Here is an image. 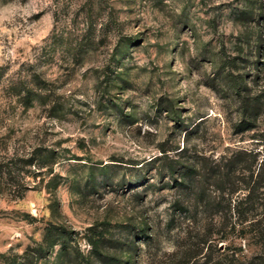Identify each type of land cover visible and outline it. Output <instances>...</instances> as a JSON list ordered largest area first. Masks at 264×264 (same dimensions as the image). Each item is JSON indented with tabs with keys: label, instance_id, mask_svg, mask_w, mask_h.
I'll return each instance as SVG.
<instances>
[{
	"label": "rangeland",
	"instance_id": "obj_1",
	"mask_svg": "<svg viewBox=\"0 0 264 264\" xmlns=\"http://www.w3.org/2000/svg\"><path fill=\"white\" fill-rule=\"evenodd\" d=\"M263 31L264 0H0V264H182L184 165L215 196L218 163L264 153ZM199 208L219 231L192 263L259 250L241 230L257 210ZM50 225L69 255H38Z\"/></svg>",
	"mask_w": 264,
	"mask_h": 264
},
{
	"label": "trees",
	"instance_id": "obj_2",
	"mask_svg": "<svg viewBox=\"0 0 264 264\" xmlns=\"http://www.w3.org/2000/svg\"><path fill=\"white\" fill-rule=\"evenodd\" d=\"M264 33V31H263ZM262 43L264 42V34ZM246 84H244V76L240 75L235 84V89L238 95L243 93ZM244 103V115L248 112L250 115L254 114L261 107L260 95H243ZM246 116V120L243 122V127L250 122V115ZM185 170L182 173V179L180 184H185V186L191 185L192 188L189 190L188 195H194L196 197L195 204L187 203L185 196H181L175 204L176 208L185 213V215L193 216L191 223L189 224L187 230V242L183 245L178 246V251L176 254L180 253V261L182 264H191L193 259L201 252L199 245L196 242V239L203 237V242L213 240L216 232V225L218 224L213 218L211 223H204L201 219H197L195 213L201 211L199 206L203 209L202 211L211 213L215 215L221 213L225 217H229L232 212L245 214L249 211L254 212V218L250 224H244L241 228L242 232L248 233L250 238L259 245V250L249 256L241 257L239 254H205V260L202 263L198 264H264V153L262 150L256 149H241L233 153L230 157L226 158L223 164L218 163L217 168L213 170V174L216 175V181L219 184L220 193L213 196L207 194V190L204 186L194 187L195 180L198 179V168L196 164H185ZM240 173V176H237ZM236 176V177H235ZM239 177V179H238ZM238 180H240L238 182ZM177 181V180H176ZM243 185V186H240ZM189 187V188H190ZM238 188H242L243 195L235 199L233 202L232 199H229L230 193L237 191ZM199 208V209H198ZM194 213V214H193ZM256 214L259 217H256ZM194 219V220H193ZM67 235L69 232L66 230H60L55 228L53 225L47 227V230L44 235V241L40 244V247L37 248L38 255L40 257H45L47 247L50 245H55L57 243H62V252L64 255L70 254L71 247L67 244H63L67 240ZM147 237L152 236L149 232L144 234ZM62 240L56 241V237H60ZM46 243V245H44ZM211 245V244H210ZM47 246V247H46ZM202 249V248H201ZM101 264H132L126 263L124 258L119 254L116 256L114 253L108 252L102 255ZM198 261H194L192 264H197ZM89 260H86L84 264H90Z\"/></svg>",
	"mask_w": 264,
	"mask_h": 264
}]
</instances>
